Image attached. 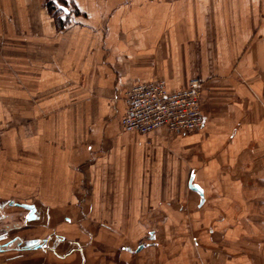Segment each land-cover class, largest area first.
Returning <instances> with one entry per match:
<instances>
[{"label": "crops", "instance_id": "obj_1", "mask_svg": "<svg viewBox=\"0 0 264 264\" xmlns=\"http://www.w3.org/2000/svg\"><path fill=\"white\" fill-rule=\"evenodd\" d=\"M74 1L85 14L60 30L43 0H0V207L26 205L29 222L35 200L85 209L83 222L134 239L157 217L189 236L181 264H264V0ZM191 79L203 82L200 130L123 129L134 84ZM29 240L61 259L85 248L72 239L59 255L57 231Z\"/></svg>", "mask_w": 264, "mask_h": 264}, {"label": "rangeland", "instance_id": "obj_2", "mask_svg": "<svg viewBox=\"0 0 264 264\" xmlns=\"http://www.w3.org/2000/svg\"><path fill=\"white\" fill-rule=\"evenodd\" d=\"M43 6L53 19L56 29L60 30L70 28L76 22L78 16H84L85 14L79 9L74 0H43ZM79 197L84 199V195L81 193L77 194V198ZM14 201L17 203L24 202L21 199H16ZM34 203L37 204L41 218L35 222H25V215L28 210L24 207L8 206L2 209V213H4L6 217L0 218V234L3 233V231L4 233L12 232L11 237H7V239L12 238V236L20 235L24 240H29L33 237H44L47 236L48 233L57 231L68 237V241L58 247L59 255H65L68 251L73 249L70 242L72 239L80 240L85 243L84 252H75L67 258L61 259L54 254L53 249H48L47 251L37 250L35 252L12 251L11 253L0 254V264H172L173 261V264H181L184 259L185 253L182 247L186 245L185 241L189 236L186 237V235H182L181 232H174V227H171L172 225H165V220L160 218L156 217L149 221L151 224L142 226V234L134 239L131 235L127 236L124 233L111 232V230H107L99 225L83 222V213H88V210H81L82 213L80 212V214L82 215L79 216V211L77 209L64 210L62 208H52L37 200H35ZM242 213L243 209L241 206L235 204L229 213L230 221L232 222L230 228H238ZM68 214L77 217L75 224H73L75 225V230L72 232H67V228L64 227V225H67L64 223V217ZM48 221H51V224L47 228L42 227L43 224ZM157 222H161L162 224H157ZM149 229H154L156 231L157 239H150L147 233ZM228 230L230 231L227 236L230 237L229 233L233 232L232 229ZM179 234L182 235V238L179 237ZM7 239L1 240L0 244L5 243ZM177 243L182 251L176 255L175 252L178 248L176 249L175 246H178ZM243 243H245V241H243ZM139 244H143L144 247L136 251ZM245 244L247 245L248 242L246 241ZM123 247H129L130 250H123ZM236 247L240 248L241 251L244 249L242 246ZM246 250L247 249H244V251ZM232 253V256L230 255L224 259V263L228 258L236 260L234 257H236L238 253ZM248 254L237 256V258L247 261L248 264H250L251 260ZM15 256L20 257L16 258ZM209 264L212 263L209 262ZM217 264L223 263L219 262Z\"/></svg>", "mask_w": 264, "mask_h": 264}, {"label": "built area", "instance_id": "obj_3", "mask_svg": "<svg viewBox=\"0 0 264 264\" xmlns=\"http://www.w3.org/2000/svg\"><path fill=\"white\" fill-rule=\"evenodd\" d=\"M202 82L170 91L161 80L136 83L127 93V110L121 124L125 131L145 134L159 128L172 133H193L204 125Z\"/></svg>", "mask_w": 264, "mask_h": 264}, {"label": "flooded vegetation", "instance_id": "obj_4", "mask_svg": "<svg viewBox=\"0 0 264 264\" xmlns=\"http://www.w3.org/2000/svg\"><path fill=\"white\" fill-rule=\"evenodd\" d=\"M21 207V206H15L14 204H7L5 206L0 207V218L1 217H6L4 213H2V209H5L6 207ZM29 212H27V214L25 215V222L28 223L30 221L29 217L30 214H28ZM29 220V221H28ZM21 228V227H20ZM12 233V232H11ZM11 233L10 232H6L1 233L0 234V242L3 239H7V237H11ZM15 237L16 236H12V238H9L5 241V243L0 244V246H2V248L0 247V254H7V253H11L12 251H16V252H30L33 249H42L44 251H47L48 245L47 243H43V242H39L37 241H32V240H21L17 243L16 247H12V244L15 242ZM150 237V236H149ZM151 240H154V238H152V236L150 237ZM156 245V244H154ZM142 247H144L143 244H139L138 247L136 248V251H139L140 249H142ZM123 250H130L129 247H123ZM20 257V256H15ZM10 260V258H9Z\"/></svg>", "mask_w": 264, "mask_h": 264}, {"label": "water", "instance_id": "obj_5", "mask_svg": "<svg viewBox=\"0 0 264 264\" xmlns=\"http://www.w3.org/2000/svg\"><path fill=\"white\" fill-rule=\"evenodd\" d=\"M190 187L195 190L198 191L199 193H201V189L197 186V185H192L190 184ZM23 207L28 208L26 205H23Z\"/></svg>", "mask_w": 264, "mask_h": 264}, {"label": "trees", "instance_id": "obj_6", "mask_svg": "<svg viewBox=\"0 0 264 264\" xmlns=\"http://www.w3.org/2000/svg\"><path fill=\"white\" fill-rule=\"evenodd\" d=\"M63 10V9H62Z\"/></svg>", "mask_w": 264, "mask_h": 264}]
</instances>
